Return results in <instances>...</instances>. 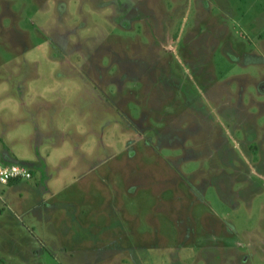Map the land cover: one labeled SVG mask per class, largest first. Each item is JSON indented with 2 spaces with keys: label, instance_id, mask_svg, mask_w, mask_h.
I'll return each instance as SVG.
<instances>
[{
  "label": "rangeland",
  "instance_id": "obj_1",
  "mask_svg": "<svg viewBox=\"0 0 264 264\" xmlns=\"http://www.w3.org/2000/svg\"><path fill=\"white\" fill-rule=\"evenodd\" d=\"M214 3L0 0V120L57 152L0 184V264H264V0Z\"/></svg>",
  "mask_w": 264,
  "mask_h": 264
},
{
  "label": "crops",
  "instance_id": "obj_2",
  "mask_svg": "<svg viewBox=\"0 0 264 264\" xmlns=\"http://www.w3.org/2000/svg\"><path fill=\"white\" fill-rule=\"evenodd\" d=\"M231 1L234 2V0H231ZM231 1L228 2V0H213V2H215L219 6L218 8L220 10L224 9V11L228 10V12H231V10L229 8ZM228 17H231V18L234 17L233 10L231 13H229ZM31 101L32 100H30V102ZM34 104H37V103H35V101H34ZM35 108L36 107H34L33 110ZM6 111L9 113V110L6 109ZM4 117H7V115H4ZM10 118H12V119H8V117L5 118V122H3V120H0V122L2 121V123H0V125H5V127L2 128L5 130L4 131L5 136H4L3 145H2L3 147L0 146V148H3L2 150L0 149V156H1L2 160H4L7 163H20V164L27 166L32 172V178L11 181L5 185L4 184H1V185L4 187H7V186L11 187L9 195L14 194L15 198H19V197H22L23 199L27 198V196H25L23 194V193H25L26 190H28L29 192L34 194L33 191L34 190L40 191L41 187H43V189H42L43 191L47 192V189H48L47 181L50 179L51 175L47 174L46 171H47L48 166L51 167V160L56 157L55 155H57V152L54 150V149H56L55 145H53L54 147L51 149L52 151H45L43 149L44 143H40V142L42 141V137L44 139H46L47 137H50L55 133L53 131V127L51 126V120L49 122L50 131H48L46 129V132H44L43 127L41 125L42 120L35 111L30 110L28 113H25V114L19 113L15 117L18 120V122H14L16 120H14L13 117H10ZM13 122H14V124H13ZM44 124H45V122H44ZM44 127H45V125H44ZM69 129H70V133L67 134L68 138L70 136L75 137V140L73 138V142L75 144H78V145H80L81 142L85 143V139L87 138V142L84 146H82V149H84L85 151H90L89 147L92 145V143H91L92 137H93L92 133H87L86 131L82 130V129H84L83 127L73 126V127H70ZM37 131H39L38 134H37ZM81 135H85V136H81ZM76 136L78 137V140H77ZM34 138H38V141H35ZM46 143L48 144L49 142H45V144ZM95 143H96V139H95ZM85 146H88V148H85ZM94 149L91 146V151H93ZM98 149L102 150L103 148L96 146L97 151H99ZM105 149H107V145H106ZM25 152L28 153L30 156H32L31 161L25 159L24 154H23ZM80 152H82V151H80ZM45 159H47V163H45L46 162V161H44ZM29 165H36L38 168L35 170H32ZM46 166H47V168H46ZM21 186L23 187V190H19V188ZM53 187L54 186H52V185L49 186V192L51 190H53ZM14 190H16L15 193L13 192ZM53 195H58V193L57 192L52 193L51 197ZM43 196L45 197V194H43ZM41 198H42V195L41 196L39 195L38 200H40ZM70 199L72 200V198H70ZM38 200H36V201H38ZM19 203H20V201H18V200L15 201L16 206L20 207L21 203L20 204ZM36 206H38L37 202H36ZM34 209H35V205L32 209H30L28 211H26V209H24V208H21V212L27 213V212L33 211ZM14 210L15 209L13 206V211ZM63 211H64V213H63ZM77 212H78V210L74 211V213H75L74 216L77 215L76 214ZM74 213H72V214H74ZM9 214L10 215L12 214L13 218L18 219L16 217L17 215H15L13 212H9ZM32 214L36 215L35 212H33ZM62 214H63V217L66 215V212L63 209H62ZM87 215L91 216L92 214H87ZM88 220L89 219L86 218V222L84 220V222L79 221V223L85 224L83 230L91 231L92 230V224H90V222Z\"/></svg>",
  "mask_w": 264,
  "mask_h": 264
},
{
  "label": "built area",
  "instance_id": "obj_3",
  "mask_svg": "<svg viewBox=\"0 0 264 264\" xmlns=\"http://www.w3.org/2000/svg\"><path fill=\"white\" fill-rule=\"evenodd\" d=\"M32 178L31 170L20 163H7L0 156V184Z\"/></svg>",
  "mask_w": 264,
  "mask_h": 264
},
{
  "label": "trees",
  "instance_id": "obj_4",
  "mask_svg": "<svg viewBox=\"0 0 264 264\" xmlns=\"http://www.w3.org/2000/svg\"><path fill=\"white\" fill-rule=\"evenodd\" d=\"M32 173V172H31Z\"/></svg>",
  "mask_w": 264,
  "mask_h": 264
}]
</instances>
